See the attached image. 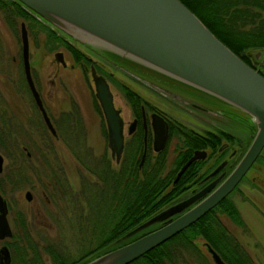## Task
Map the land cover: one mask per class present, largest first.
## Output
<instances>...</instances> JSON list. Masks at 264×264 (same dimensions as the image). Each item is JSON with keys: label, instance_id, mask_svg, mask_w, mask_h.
Wrapping results in <instances>:
<instances>
[{"label": "rangeland", "instance_id": "rangeland-1", "mask_svg": "<svg viewBox=\"0 0 264 264\" xmlns=\"http://www.w3.org/2000/svg\"><path fill=\"white\" fill-rule=\"evenodd\" d=\"M5 13L7 12L0 8V195L6 203V219L11 235L0 238V247L4 245L7 252L9 250L8 264H66L78 261L96 243L98 227H109L108 219L113 214L114 206V199L108 197L111 186L110 189L108 183L104 189L99 186L101 178L98 168L94 166L115 168L113 158H109L105 147L98 112L94 109L91 79L86 78L78 66H69V55L64 51L66 65L60 67L61 82H57L53 77L56 68L53 53L61 47L54 43L55 40H48L43 31L33 32L37 26H32L31 21L18 17L7 20ZM20 22L24 23L27 31L29 66L43 93L47 108L54 109L57 104L65 105L66 99H76L83 110L81 123L86 127L85 136H81L82 129L79 128L80 137L53 138L44 123L32 115L33 107L28 105L31 102L30 96L25 93V85L21 83ZM44 25L60 32L48 22ZM94 52L100 58H109ZM92 56L95 58V55ZM97 61L105 69L113 70L121 83L132 86L162 109L169 118L181 121L187 128H193L197 132L212 129L213 126L230 129L238 138L236 142L235 139L228 142L230 149L239 151L233 163L253 134L254 123L249 116L229 104L234 114L231 126L224 117H212L213 113H202L193 108V102L212 110L215 103L227 105L210 94L152 72V75L178 85L181 90H188L187 94L193 102L174 99L171 94L166 97L167 94L163 96L158 87L138 75L136 77L130 74L123 66L114 69L102 60ZM249 61L256 68L260 65L264 73L262 61L251 56ZM110 86L114 104L121 110L122 120L129 121L130 108L122 90L113 82ZM19 90L25 95L21 96ZM48 92L51 94L48 95ZM17 112L26 116L31 114L30 117L33 118L14 120ZM237 119L240 123H248L247 132L241 128ZM180 142L175 134L167 139L162 154L164 170L170 168ZM26 152L29 153L28 156ZM262 155L264 156V152ZM81 163L88 165L86 174ZM250 166L226 195L237 209L238 219L233 220L224 213H218V216L226 230L238 242L248 261L251 264H264V159L262 162L255 159ZM18 168L24 172L23 177L19 175ZM192 187L195 188L196 185L189 189ZM27 190L30 192V199L24 197ZM190 191L184 188L169 205ZM163 218L147 224L140 231L159 225ZM193 244L201 256L196 254L197 257L182 264H214L206 250L204 239L195 235ZM18 252L23 257L21 262L17 259Z\"/></svg>", "mask_w": 264, "mask_h": 264}, {"label": "water", "instance_id": "water-1", "mask_svg": "<svg viewBox=\"0 0 264 264\" xmlns=\"http://www.w3.org/2000/svg\"><path fill=\"white\" fill-rule=\"evenodd\" d=\"M24 7L72 39L121 64L127 63L164 75L193 87L245 112L254 123L253 134L237 161L224 177H218L189 196L174 202L171 212H181L128 242L106 250L81 264H126L188 226L225 197L247 171L264 146V75L222 43L179 0H17ZM22 66L44 123L54 132L28 74L27 36L19 24ZM264 64V50L251 52ZM59 54V53H57ZM95 96L106 124L107 144L117 158L122 148L120 114L101 75L91 69ZM153 145L158 149L166 137L165 121L152 114ZM204 155L195 149L180 166L176 177L193 159ZM2 157L0 155V168ZM218 165L213 171L215 172ZM30 199V192H24ZM150 216L144 223L160 216ZM11 235L6 203L0 195V238ZM214 264H225L207 244ZM6 247H0V263L9 262Z\"/></svg>", "mask_w": 264, "mask_h": 264}, {"label": "trees", "instance_id": "trees-1", "mask_svg": "<svg viewBox=\"0 0 264 264\" xmlns=\"http://www.w3.org/2000/svg\"><path fill=\"white\" fill-rule=\"evenodd\" d=\"M179 1L192 11L222 43L249 65L251 52L256 49L264 50V0ZM0 8L3 12H7L5 13L7 20H15L18 17L31 21L30 24L37 26L38 31H43L48 40H54L55 31L45 26L44 23L36 19L35 21L17 0H0ZM120 86L129 104L136 108L141 100L140 97L125 86ZM178 125L177 128L171 126L170 133L182 140V145L186 147V150H177L170 168L164 170L165 161L161 154L142 168L133 170L122 166L120 170H109L105 181L109 189L111 186V194H108V197L114 199L113 214L110 220L108 219L109 227L105 228L104 225L98 227L96 243L81 255L80 260L66 264H81L149 231L152 228L140 231V228L147 226L142 223L161 207L176 199V196L187 187L185 183L191 178L192 171L195 170L194 167L198 165L200 159L189 163L172 182L175 171L186 155H189L192 148H203L206 144L214 148L222 137L217 135L214 139L211 136L210 143H205L201 136L203 134L196 133L181 124ZM202 133L210 135L207 131ZM227 139L234 141L231 137ZM125 151L129 150L125 149ZM126 156L127 163H129L133 153L129 151ZM94 166L98 168L100 174V165L94 164ZM229 169L230 167L226 168V172ZM18 173L22 177L25 175L19 168ZM218 213H224L233 220L238 219L237 209L225 196L188 226L126 264L188 263L190 259L197 257L196 254L201 256L193 244L195 235L204 239L205 244L209 245L225 264H251L238 242L222 224ZM22 258V254L18 252L17 259L21 262Z\"/></svg>", "mask_w": 264, "mask_h": 264}, {"label": "flooded vegetation", "instance_id": "flooded-vegetation-1", "mask_svg": "<svg viewBox=\"0 0 264 264\" xmlns=\"http://www.w3.org/2000/svg\"><path fill=\"white\" fill-rule=\"evenodd\" d=\"M24 8L26 9V7H24ZM26 11H28V13L30 15H32L34 20L36 19L42 23L46 22L44 19L38 17L35 13L30 11L29 9H26ZM51 29H53L55 31V33L53 35V39L55 40L54 43L61 47V49L56 50L53 53L54 59L56 61L55 62L56 68L53 71L54 79L57 80V82H61V75H60L59 71H60V67H65V65H66L65 59L63 58V52L65 51V53L69 55V59H70L69 60L70 65L69 66L72 67V66L76 65L80 69H82V72L86 75V78L90 77L91 83H92V88H93V82H92V78H91V69H93L96 74L101 75L104 78V80L106 81V83L108 85L109 90L112 93L113 105H114V107H116L119 110L120 126H121L120 132L122 135V148H121V152H120L119 156L116 158L115 155L111 152V150L107 144L106 124H105L104 116L102 114L101 108L99 106V103H98V100L95 96L94 88H93V94L95 97L94 98V109L98 112V116L100 118V127L102 130L104 139H105V145H106L105 147L108 150L107 152L109 154V158H113V163L115 165V168H111V167L106 168V167H104V165L101 168V165H100V169H101L100 178L101 179L99 182V186L102 189H104V187L106 186L105 179H106V176L109 175V170H113V171L120 170L122 168V166H126L129 169L135 170L138 168H142L144 165L150 164V162L153 159H155V158L159 157V155L163 154V149H164L163 147H164L167 139L169 137H171V135H172L170 133V127L172 126V128H177L179 126L178 124H181L183 126H185V125H184V123H182L181 121H179L177 119L169 118L162 109H160L158 106L154 105L152 102H150V100H147L143 95H141L132 86H130V85L128 86L124 83H121L120 80L117 79V77H115L113 70L105 69V67L100 65L97 60L98 59L102 60L104 63L113 67L114 69H116V67L123 66L127 70V72H129L130 74H132L134 76L138 75L140 78L144 79L145 81H149L153 85L158 87L160 89V92H162L163 96H165L167 94L166 97H168V95L171 94L174 99H180L183 101H184V99H187V100H191V99H190L189 95L187 94L188 90H181L178 87V85L173 84L172 82H168V81L164 80L163 78L152 75V71L147 70V69L142 68V67L133 66V65L127 64V63H123L122 65H120L118 62H116V60H113L110 58H106L107 60L103 59L102 57L100 58V56H98V54H96L89 46H86L85 44L80 43V42L72 39L70 36L66 35L63 32L61 33V31L59 32L57 29H55L53 27H51ZM33 32L38 33L39 31H37V29L34 28ZM57 53H59V54H57ZM92 54L95 55L94 56L95 58H93ZM27 56H28V51H27ZM28 59H29V57H28ZM21 63H22V57H21ZM251 65L255 69H257L260 73L264 74L262 72L263 69L261 68L260 65H258L259 68H256L255 65L252 63H251ZM262 66L264 67V64H262ZM28 74H29V77L32 81V85L38 94L42 109L44 110L45 115L47 116L49 122L51 123V126L54 129V132H51L44 123L42 111L40 110V108L38 107V105L34 101L32 92H31V90H30V88L26 82V78H25V74H24L23 66H22V75H21L22 78L21 79H23V82H21V83L23 85H25V91H26L25 93L29 94V96H30L29 100L31 101L30 103H28V105L30 107H33L32 108V113H33L32 115L34 117H36V119H39L44 123L45 127L47 128L48 133L53 138H57L59 136H62V137L79 136L80 137V132L78 131V129L81 128L82 129L81 130V136H85L86 135V127L82 124L83 119H82V115H81V112L83 110L79 107V103L76 101V99H69V100L66 99L65 103H64L65 105L57 104L54 109H52L51 107L47 108L43 93L41 92L39 86L37 85V82L33 76L31 68L29 66V60H28ZM111 82L118 85V88L121 87L120 85L125 86L127 89H130L135 95H138L141 99L140 102L138 103V106L136 108H133L129 104V102L127 101V99L125 98V96L122 92L123 97H124L126 103L128 104V106L130 108V114H129L130 120L129 121L124 122L122 120L121 113H120L121 110L119 107H117L114 104L113 92H112V89L110 86ZM12 84H13V82H11V85ZM14 84L17 85L16 83H14ZM12 88H13V85H12ZM18 88L20 89L19 86H18ZM8 89H10V87ZM10 91H11V89H10ZM19 92H20V94L22 93L21 96L25 95L24 92H21L20 90H19ZM50 94L51 93L48 92V95H50ZM191 102H193V101L191 100ZM193 108L196 111H199L202 113L205 111L209 112V113H213L212 117L213 116L214 117H217V116L218 117H220V116L224 117L227 121L229 120L228 125L231 126L234 114H233L232 107H230L228 104L220 106V105H217L215 103V106L212 110L211 108H207L205 106H199L198 104L193 102ZM17 111L20 112V110H17ZM19 112H17V114H15L16 116L13 117L14 120H22L21 118H23V120H25V119L30 120L31 118H33V117H30L31 114H28L29 116H26L24 114L21 115V113H19ZM153 113L160 116L165 121V124H166V137H165L163 144L158 149H154V145H153V122H152V114ZM22 116H25V117H22ZM238 122L240 123L241 121L238 120ZM80 123H81V125H79ZM242 123H240L241 128L247 132L248 131L247 130L248 123L247 124H244V123L242 124ZM189 129L193 130L196 133L203 134L201 136H202L203 141L205 143H210L209 139L211 136L215 139V137L217 135H220V137H222V138L214 148H211V146L209 144H206L205 147H203V148H192L189 155H186V157H185L184 161L181 163V165L193 153V150H195V149L204 150V155L202 157L195 158L189 162V163H191L194 160L200 159V162L198 163V165L195 164L196 165L194 167L195 170L192 171L191 178L185 183L187 185V187H186L187 190H191V191L189 194H186L184 197L189 196L190 194H192L196 190L200 189L202 186L209 183L211 180L215 179L216 177H218V179L215 182V184H217L226 174V168H228V167L231 168V166L233 165V163H232L233 160L239 154V151L236 152V150L234 148L230 149V147L228 146L229 140L227 139V137L234 138L235 142L238 140V138L235 135H233V133H231L230 129L217 128L216 126H213L212 129H205L204 131H207L210 135H208L206 133H202V132H197L196 130H194L193 128H190V127H189ZM180 141L181 142H180V145L178 146L177 150H179V149L186 150V147H183V145H182L181 139H180ZM125 149H127L133 153L132 159L129 161V163H127V160H126V158H127L126 153H128L129 151L126 152ZM177 150H176V152H177ZM263 150H264V146L262 147L260 153L256 157V159H260V162H262V160L264 159V156L262 155V153L264 152ZM152 152H153V154H152ZM26 155L28 156L29 153L26 152ZM211 155H212V158L210 157ZM208 159H209V161H207ZM220 164H221V166L215 172L212 173V171ZM81 165H82V167H84V174H86L87 169H88L87 163H83V164L81 163ZM187 165L185 166V168L187 167ZM180 166L178 167V169L180 168ZM178 169L175 171V176H174L172 182H174L178 178V176L182 173V171L184 170L183 169L180 172V174L176 177V173H177ZM193 185H196V187L195 188L192 187L189 189V187L193 186ZM42 193L44 194L43 191H42ZM184 197H182V198H184ZM30 198H31V196H30ZM178 200H180V199H178ZM178 200H175L174 202H176ZM172 204H170V205H172ZM170 205L167 204V205L161 207L156 212V213H158V212H161L164 210V212L161 213L160 216L158 217V218L164 217L162 220H160L161 222L159 225L164 223L166 219L172 218L181 212V210L177 211V212H171L169 209H167L168 207H170ZM158 218H156L150 222H147V223L143 222L142 225L149 224V223L157 220ZM159 225H157V226H159ZM157 226H155V227H157ZM155 227H153V228H155ZM8 252H9V250H8Z\"/></svg>", "mask_w": 264, "mask_h": 264}]
</instances>
